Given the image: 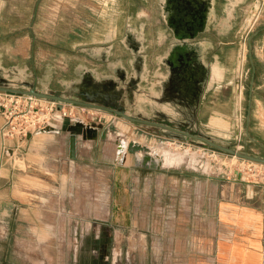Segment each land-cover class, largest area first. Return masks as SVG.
<instances>
[{"label":"rangeland","instance_id":"1","mask_svg":"<svg viewBox=\"0 0 264 264\" xmlns=\"http://www.w3.org/2000/svg\"><path fill=\"white\" fill-rule=\"evenodd\" d=\"M167 1L0 0V21L4 26L6 25L7 30L13 27L16 35L18 32L16 30L28 26V20L31 30L29 45L23 43L22 39L11 40L9 37L7 40L0 39V43L1 41L13 42L15 50L19 52V55L14 56L15 62L20 65L21 50L27 49L30 53V66H90L98 73L102 72L103 67L109 66L111 80L120 78L122 79L120 80L121 85L131 86L138 74L136 68L139 67L133 66L135 64L132 55L135 52L133 43L136 37L142 36V32L147 34L145 50L149 52L150 47L147 46V43L153 42L158 36L169 37L168 34L172 33L174 28L183 32L184 35L204 28L203 15L205 11L207 12L208 7L206 3L203 5V1H201L199 4L197 2L199 0H173V6L167 7L169 6L166 4ZM228 1L223 0V2ZM223 2L221 1V4ZM263 7L264 0H235L232 12H229L226 5L223 4L217 8V15L222 19H227V22L222 23V28L223 30L231 29V36L232 32L238 30L239 33L248 32V37L251 39L264 26V21L252 23V14L255 17ZM168 10L170 12L167 15L166 11ZM260 14L264 15V11ZM228 16H232V21L226 18ZM168 17L175 20L176 27H173ZM201 23L202 26H200ZM211 27V23L206 24V30L209 31ZM231 36L222 38L223 42H227L228 45H230V41L235 42ZM151 48L157 49L156 46ZM256 48L255 46L254 52L260 54L259 56L261 54L264 56V48L262 46ZM163 49L166 50L167 47ZM247 49L246 44L244 50ZM119 58L127 70L125 74L116 70ZM180 67L144 66L141 75L145 80L144 83L148 86L154 85V88L157 87L156 84L160 86L161 80L182 78L183 74L184 77H198L196 66H183L182 70ZM262 67L264 68V66ZM243 68L241 81L239 80L240 70L237 82L234 81L236 73L231 72L227 79H222L215 92L219 111H224L226 118L233 125L237 124L239 119V109L236 111L237 115L232 109H237L238 101L242 99L240 104L242 130L238 129L237 132L235 130L234 133H231L232 131L224 132L222 127L214 123H210L208 126L200 125L198 119H191L186 122V125L179 126L177 119L163 115L150 120L195 134L200 132L199 135L208 139L251 154L250 149L253 146L247 140L243 130L244 102L247 99L251 71L248 66H243ZM192 88L193 93L189 91L187 98L193 106L199 95H197V87L192 86ZM257 93L264 95V81L258 87ZM94 103L105 105L100 100ZM234 103H236L235 107ZM65 104L71 108L72 116L76 120L81 119L85 123L92 120L96 122L97 126H100L103 121L110 124L109 130L113 134L112 141L107 143L103 136L99 150L104 156L117 151V155H113L110 160L116 163L123 160L122 156L118 155L121 153L118 150H120L119 145L122 141H126V148H130L129 144H134V142L144 148L132 151L133 157L137 153L157 155L158 162L151 165L157 170L159 177L157 205L153 206L151 214L153 229L148 226L142 230L138 228L124 230L120 227L124 221L123 215L115 213L108 216L105 222H109L110 225L105 226L102 224L103 219H99L100 215L95 214L96 217H92L91 214L83 213L88 207L102 206L106 200L105 192L99 193L97 190L92 192L89 185H86V179L100 177V173L96 174V170H93L92 166H85L79 168L77 173V230L71 232L55 230V235H57L55 240L50 243L40 240L44 239L43 224L45 222H56V226H60L56 221L59 215L56 213L52 215V212H57L64 207V200H61L62 202L60 199L54 198L45 200L36 191L22 193V191H26L23 188L30 186L38 188V185L34 181L31 182L29 175H33L32 171L24 167L21 159L18 158L20 155L16 154L13 158L10 151L2 148L0 138V264H181V255H175L172 246H186L191 247L190 250L194 249L192 243H180L177 239L172 238L175 234V229H173L174 220L177 217L175 213L184 207L185 195L183 192L187 186V180L207 175L223 179L233 178L235 175H240L244 180L263 179V163L223 152L197 139L184 137L186 140H182V135L167 129L129 121L98 108L80 104ZM219 111H217L218 115ZM144 119L148 120L149 118ZM62 120L68 124L71 123L68 118ZM133 128L135 129L133 130ZM134 132L136 136H133ZM9 141H15L18 144L22 140L19 142ZM253 148L258 156L264 152L261 146ZM138 164L148 165V163ZM248 166L252 170L246 169ZM12 173L17 178L15 184L20 189V194H26L23 199L25 201L14 202L13 205L11 200L5 199L7 188L11 189V183L6 182V176L7 174L8 176L12 175ZM167 177L168 179H166ZM98 193L101 194V197ZM7 202H10V205ZM29 204L33 206L31 209L24 206ZM131 217L132 215H130ZM30 219L33 220L32 223H29ZM60 237L72 238V244L59 243ZM73 238L76 239V242L73 241ZM194 251L197 252L195 249ZM182 257L185 258V255Z\"/></svg>","mask_w":264,"mask_h":264},{"label":"crops","instance_id":"2","mask_svg":"<svg viewBox=\"0 0 264 264\" xmlns=\"http://www.w3.org/2000/svg\"><path fill=\"white\" fill-rule=\"evenodd\" d=\"M172 1H167L166 4L169 5L167 7L173 6ZM201 1L203 5L206 3L208 6L207 12L205 11L203 15L202 30L184 35L183 32L174 28L173 32L168 34L169 37L158 36L153 42L147 43L150 47L149 52L145 50L147 34L142 32L141 37L135 38L133 66L139 67L136 68L138 74L131 86L121 85L120 78L111 80L109 66L103 67L101 73L90 66H30V53L27 49L21 50L20 65L15 62L14 56L19 55V52L15 50L13 42L1 41L0 87H34L40 92L56 93L85 102L94 103L100 100L103 104L121 108L134 117L139 116L150 120L163 115L177 119L179 126L186 125V122L191 119H198L200 125L208 126L222 119L228 121L224 111H219L217 106L215 92L219 83L222 79H227L231 72L236 73L234 76L236 81V77L239 78L237 75L239 70L241 81L243 66H248L251 71V80L248 82L247 99L244 102L243 130L252 146H261L264 151V95L257 93L258 87L264 81L262 67L264 56L254 52L255 46L264 48V26L251 39L248 37V32L239 33L238 30L232 32L231 36V29L223 30L222 23L227 22V19L217 15V8L224 4L227 10L232 12L235 0H227L228 2L199 0L197 2L200 4ZM263 11L264 7L260 13ZM168 12L170 10L166 11L167 15ZM260 13L255 17L252 14V23L264 21L262 20L264 15ZM226 18L232 21V16ZM168 19L173 27H176L175 20L170 17ZM27 23L28 26L16 30L18 32L15 35L13 27L7 30L6 25L4 26L0 21V39L18 38L29 45L30 21L28 20ZM207 23L212 25L209 31L206 30ZM228 35L235 39V42H229L230 45L222 39L227 38ZM246 44L248 49L245 51ZM152 46H156L157 49L153 50ZM189 47L196 50L191 51ZM241 53L242 58L239 64ZM119 59L116 70L125 74L127 70L123 67L125 65L122 64L121 58ZM144 66H181V70L183 66H196L198 77L189 78L184 77L183 74L182 78L161 80L160 86L156 84L157 87L154 88V85L148 86L144 83L145 80L141 75ZM237 66H240L238 71ZM192 86L197 87V95H199L193 106L187 98L189 91L193 93ZM241 101L242 99L238 101L237 109H232L235 115L238 114L236 111L239 109V119L235 118L237 124L233 125L228 121L229 125L226 127L218 125L224 132L234 133L235 130L236 132L238 129L242 130ZM235 105L236 103L234 107ZM217 111L220 112L219 115ZM87 122L97 127V135L95 138L77 136L74 159L69 158L68 155L69 132L66 129L68 123L62 119L55 121L57 132L42 130L27 135L17 148L14 147L15 141L7 142L12 148L11 156L14 158L16 154L20 155L18 158L21 159L24 167L32 171L33 175H29L31 182L34 181L38 185V188L22 187L26 190H21L22 193L36 191L45 200L51 198L60 199V202L64 200V207L57 212H52V215L53 213L59 215L56 221L60 226L57 227L56 222L43 224L45 235H43L44 239L40 240L44 242L50 243L57 238L55 230L69 232L77 230V173L79 168L85 166H92L96 174L100 173V177L86 179V185H89L92 192L94 190L99 193L105 192L106 200L102 206L88 207L83 213L91 214L92 217H96L95 214L100 215L99 219H103L102 224L105 226L110 225L109 222H105L108 216L115 213L123 215L124 221L120 227L124 230L136 228L142 230L148 226L153 229L151 214L153 206L157 205L159 179L157 170L138 165L136 156L133 157L130 151L119 153V157L122 156L123 160L117 163L110 160L113 155H117V151L105 156L101 154L99 150L102 137L104 136L107 143L112 141L110 124L103 121L100 126H97L95 121ZM133 136H136L135 132ZM253 147L250 149L253 152L251 154L256 155ZM259 157H264V152ZM14 175L12 173L6 176V182L11 183V189L7 188L5 199L11 200L12 205L14 202L25 201L23 199L26 196V194H20V189L15 184L17 178ZM186 183L187 186L183 192L184 207L175 213L177 216L173 225L175 234L172 238L180 243H192V248L194 247L197 252L195 253L194 249L190 250L191 247L172 246L174 254L181 255V264H263L264 176L262 180H244L237 175V178L232 180L207 175L193 177ZM7 204L10 205V202ZM24 206L28 209L33 207L30 204ZM130 215H132L131 218ZM32 222L33 220L30 219L29 223ZM73 241L76 242V239L73 238ZM58 242H63V245L72 244V238L60 237ZM184 255L185 258L182 257Z\"/></svg>","mask_w":264,"mask_h":264},{"label":"built area","instance_id":"3","mask_svg":"<svg viewBox=\"0 0 264 264\" xmlns=\"http://www.w3.org/2000/svg\"><path fill=\"white\" fill-rule=\"evenodd\" d=\"M0 117L2 118L0 124L2 148L10 152L12 148L7 144L9 140L19 142L27 135L45 130L47 127H51L48 130L57 132L58 128L55 127L57 119L68 118L71 123L76 121L72 116L71 108L65 103L59 106L58 101L12 90H0ZM100 119L99 117L98 120ZM182 142L185 143V141ZM19 146V143L15 142L14 147ZM246 169L252 170L250 166ZM236 178L237 175L230 179L235 180Z\"/></svg>","mask_w":264,"mask_h":264},{"label":"water","instance_id":"4","mask_svg":"<svg viewBox=\"0 0 264 264\" xmlns=\"http://www.w3.org/2000/svg\"><path fill=\"white\" fill-rule=\"evenodd\" d=\"M0 90L18 91V92H22V93H29V94H33V95H36V96H39V97L52 99V100L58 101L59 102V106H61V103H70V104H80V105H84V106L98 108V109H101V110H105V111L111 112V113H113L115 115H118V116H120V117H122V118H124L126 120L133 121V122H140V123H145V124L161 127L163 129H167L169 131H172L174 133L182 135L183 137H187V138H191V139H197V140H200L202 142H205L208 145H210L211 147H213L215 149H218V150H221L223 152H227V153L233 154V155H235L237 157H240V158H243V159H246V160L256 161V162H260V163L264 164V157H259V156L253 155V154L240 152L238 150L232 149V148H230L228 146H225L223 144L215 142V141H213L211 139H208V138H206V137H204L202 135L192 133V132H190L188 130H183L181 128L170 126L168 124L161 123V122H158V121H155V120H147V119L131 116V115L127 114L123 109L117 108V107H114V106L99 105V104H95V103L85 102V101L77 100V99H74V98L64 97V96H61V95L56 94V93L40 92V91L36 90L34 87H30V88H27V89H25V88H14V87H0ZM48 129H51V127L45 128V130H48ZM66 129L69 132L68 155H69V158H71V159H74L76 157L77 136L81 135L84 138H95L96 135H97V132H98L97 131V127H95V126H93V125H91L89 123L86 124L85 122H82L80 120H76L73 123H69L67 125ZM88 132H90L91 135H89ZM138 148L144 149L141 146H139ZM135 150H137V149H135V148L134 149H131V148L127 149V151H130V152L135 151ZM151 165H154V164H150V165L149 164L148 165L143 164L142 166L154 168ZM263 264H264V251H263Z\"/></svg>","mask_w":264,"mask_h":264},{"label":"bare ground","instance_id":"5","mask_svg":"<svg viewBox=\"0 0 264 264\" xmlns=\"http://www.w3.org/2000/svg\"><path fill=\"white\" fill-rule=\"evenodd\" d=\"M205 14V13H204ZM193 47V46H192ZM192 47H189V49L191 50V51H195L196 49H193ZM241 55H242V53L240 54V56H239V64H240V62H241ZM240 66H237V71H238V68H239ZM238 73V72H237ZM238 75V74H237ZM238 80V77H236V81ZM80 121H82V122H84L83 120H81V119H79ZM215 124H217V125H222V126H228L229 125V122L228 121H226V120H224V119H222V120H220V122L218 121V122H215ZM122 126V125H121ZM122 131V130H121ZM88 134L89 135H91V133L90 132H88ZM136 141V140H135ZM120 142V141H119ZM121 144L119 145L120 147V150H118V152H126V150L128 149V148H126V141H122V142H120ZM118 145V144H117ZM129 147L131 148V149H140V148H138L139 147V145H138V143L137 142H134V144H129ZM118 149V148H117ZM137 150H135V151H137ZM161 154V153H160ZM136 162L137 163H148V164H156L157 162H158V159H157V155H153V154H140V153H137V155H136Z\"/></svg>","mask_w":264,"mask_h":264}]
</instances>
